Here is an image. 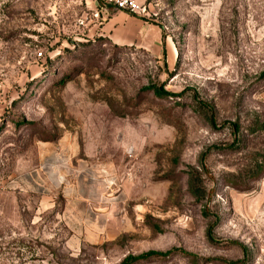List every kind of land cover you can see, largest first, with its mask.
Instances as JSON below:
<instances>
[{
  "label": "rangeland",
  "instance_id": "obj_1",
  "mask_svg": "<svg viewBox=\"0 0 264 264\" xmlns=\"http://www.w3.org/2000/svg\"><path fill=\"white\" fill-rule=\"evenodd\" d=\"M140 2L174 63L87 36L85 0H0V264H264V0ZM65 138L113 182L76 250L64 192L19 183Z\"/></svg>",
  "mask_w": 264,
  "mask_h": 264
},
{
  "label": "crops",
  "instance_id": "obj_2",
  "mask_svg": "<svg viewBox=\"0 0 264 264\" xmlns=\"http://www.w3.org/2000/svg\"><path fill=\"white\" fill-rule=\"evenodd\" d=\"M85 2L91 16L99 14L86 23L87 36H101L120 46H137L155 56L165 52L168 62H175L176 46L154 19L115 10L103 0ZM37 158L32 172L19 179L21 193L28 198L27 205L33 207L37 202L41 207L50 205L53 195L64 192L66 204L61 218L71 230L67 243L72 250L89 241L92 235L106 232L100 222L109 224L114 208V200L104 196L109 193V184L113 183L108 174L96 173L89 165L82 164L77 148L68 138L42 142ZM80 179L85 181V186L78 184Z\"/></svg>",
  "mask_w": 264,
  "mask_h": 264
},
{
  "label": "built area",
  "instance_id": "obj_3",
  "mask_svg": "<svg viewBox=\"0 0 264 264\" xmlns=\"http://www.w3.org/2000/svg\"><path fill=\"white\" fill-rule=\"evenodd\" d=\"M107 6L112 7L115 10H123L131 14H143L146 7L140 0H103ZM99 17V14L95 13L92 16L88 14L86 18L80 19V25H85L89 19Z\"/></svg>",
  "mask_w": 264,
  "mask_h": 264
},
{
  "label": "trees",
  "instance_id": "obj_4",
  "mask_svg": "<svg viewBox=\"0 0 264 264\" xmlns=\"http://www.w3.org/2000/svg\"><path fill=\"white\" fill-rule=\"evenodd\" d=\"M165 55V52H163ZM157 94H162L164 92L163 89H157L155 90ZM173 251H157V250H149L139 255H128L125 257V259L122 261L121 264H134L137 261L145 260L149 258H155V257H167L171 255Z\"/></svg>",
  "mask_w": 264,
  "mask_h": 264
}]
</instances>
